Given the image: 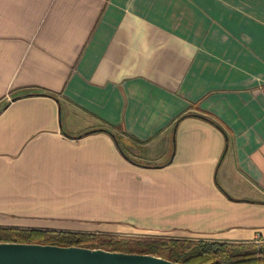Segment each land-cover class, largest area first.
Masks as SVG:
<instances>
[{"label": "crops", "instance_id": "obj_1", "mask_svg": "<svg viewBox=\"0 0 264 264\" xmlns=\"http://www.w3.org/2000/svg\"><path fill=\"white\" fill-rule=\"evenodd\" d=\"M94 194L264 240V0H0V225Z\"/></svg>", "mask_w": 264, "mask_h": 264}, {"label": "trees", "instance_id": "obj_2", "mask_svg": "<svg viewBox=\"0 0 264 264\" xmlns=\"http://www.w3.org/2000/svg\"><path fill=\"white\" fill-rule=\"evenodd\" d=\"M0 242L101 248L150 254L183 264H264V240L226 241L0 225Z\"/></svg>", "mask_w": 264, "mask_h": 264}, {"label": "rangeland", "instance_id": "obj_3", "mask_svg": "<svg viewBox=\"0 0 264 264\" xmlns=\"http://www.w3.org/2000/svg\"><path fill=\"white\" fill-rule=\"evenodd\" d=\"M30 196L33 202L36 199V206L41 205L42 208L40 206L39 209L33 210H9L7 214L9 223L15 222L16 226L20 224L18 227L51 228L91 233H120L139 236L176 237V230H179L176 227L169 226L143 225L141 220L130 219L133 217L131 211L112 208L110 194L80 195L82 196V206H84L82 210L47 209L44 208L47 204L45 202L47 195ZM30 196H24V198L30 200ZM60 196L63 197V195ZM71 197H78V195H66L65 200ZM72 202L70 201L69 205ZM22 223H27V225ZM198 233V231L192 230L189 236L190 238L203 239L204 237L198 236Z\"/></svg>", "mask_w": 264, "mask_h": 264}, {"label": "water", "instance_id": "obj_4", "mask_svg": "<svg viewBox=\"0 0 264 264\" xmlns=\"http://www.w3.org/2000/svg\"><path fill=\"white\" fill-rule=\"evenodd\" d=\"M0 264H183L162 257L101 248L0 242Z\"/></svg>", "mask_w": 264, "mask_h": 264}]
</instances>
